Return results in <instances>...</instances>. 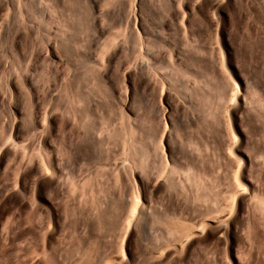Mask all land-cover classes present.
Wrapping results in <instances>:
<instances>
[{
    "label": "rangeland",
    "instance_id": "obj_1",
    "mask_svg": "<svg viewBox=\"0 0 264 264\" xmlns=\"http://www.w3.org/2000/svg\"><path fill=\"white\" fill-rule=\"evenodd\" d=\"M220 1L0 0V264H264V216L248 226L239 201L230 214L235 166L219 154L230 72L247 100L249 84L264 88V0ZM162 86L179 103L172 141L190 149L191 135L203 159L194 179L160 154ZM44 148L52 178L37 173Z\"/></svg>",
    "mask_w": 264,
    "mask_h": 264
},
{
    "label": "bare ground",
    "instance_id": "obj_2",
    "mask_svg": "<svg viewBox=\"0 0 264 264\" xmlns=\"http://www.w3.org/2000/svg\"><path fill=\"white\" fill-rule=\"evenodd\" d=\"M202 1V0H201ZM208 4L212 5L213 8H217V6L219 5V3L221 2L220 0H206ZM204 2V1H203ZM181 4V3H180ZM131 6V5H130ZM193 7V6H192ZM136 7H133V17L134 20H137V11L135 9ZM171 8V7H170ZM185 8V7H184ZM202 8V7H201ZM205 8V7H204ZM102 9V8H101ZM196 9V8H195ZM141 10V9H140ZM173 10V9H172ZM214 10V9H213ZM178 12V11H177ZM176 13V11L174 12ZM182 13V18L184 17V14H186V11L182 9L181 11ZM202 13V12H201ZM253 13V12H252ZM213 14V13H212ZM130 15V14H129ZM139 15V14H138ZM187 16V15H186ZM127 17V16H126ZM130 17V16H129ZM132 17V18H133ZM139 17V16H138ZM205 17V16H204ZM187 18V17H186ZM185 18V19H186ZM215 18V17H213ZM130 21V20H129ZM87 27V26H86ZM188 29V27H187ZM3 41V40H2ZM91 42V41H90ZM115 42V41H114ZM88 44V43H87ZM147 46V45H145ZM117 47V46H116ZM106 48V47H105ZM148 48V47H147ZM175 48V46H174ZM192 49V48H191ZM111 50V49H110ZM173 50V49H172ZM103 51V50H102ZM101 51V52H102ZM109 51V50H107ZM122 51V50H121ZM141 52V51H140ZM172 52V51H171ZM176 52V51H175ZM222 52V51H221ZM220 52V62H221V66H224V57L222 55V53ZM5 54V53H4ZM114 54V52H113ZM174 54V52H173ZM46 55V54H45ZM104 55V54H103ZM158 55V54H157ZM171 55V54H170ZM105 56V55H104ZM99 57V56H98ZM173 57V56H172ZM180 57V56H179ZM204 57V56H203ZM219 57V56H218ZM144 58V57H143ZM142 58V59H143ZM148 58V57H146ZM189 58V57H188ZM196 58V57H195ZM101 59V58H100ZM144 60V59H143ZM147 60V59H146ZM144 60V61H146ZM169 60V59H168ZM190 60V59H189ZM195 60V59H194ZM198 60V59H197ZM196 60V61H197ZM149 61V60H148ZM173 61V60H172ZM183 61V60H182ZM186 61V60H185ZM195 61V62H196ZM201 61V60H199ZM169 62V61H168ZM178 62V61H177ZM194 62V63H195ZM203 63V62H202ZM201 63V65H202ZM101 64V63H100ZM110 64V63H109ZM180 64V63H179ZM200 64V63H199ZM205 64V63H204ZM53 72H57L56 67L57 65L53 64ZM149 65V64H148ZM193 65V64H192ZM191 65V66H192ZM130 66V65H128ZM127 66V67H128ZM150 66V65H149ZM184 66V65H183ZM197 66V65H196ZM200 66V65H199ZM138 67V66H137ZM195 67V66H194ZM221 67V68H222ZM207 68V67H206ZM220 68V67H219ZM224 68V67H223ZM140 69V68H139ZM180 69V68H179ZM182 69V68H181ZM180 69V70H181ZM188 69V68H187ZM190 69V68H189ZM188 69V70H189ZM148 70V69H147ZM184 70V69H183ZM226 70V69H224ZM153 71V70H152ZM4 72V71H3ZM127 72V71H126ZM168 72V71H167ZM230 72V71H229ZM56 73V74H57ZM149 73V72H148ZM147 73V74H148ZM216 73V72H215ZM223 73V72H221ZM232 72H230L231 74ZM226 74V73H225ZM228 75V79H229V83L226 84V86H224L223 92L221 93V100H225L226 104L225 106V123H226V130L221 133V143L224 146V150L225 153L221 150V146L219 149V154L222 156V158L228 163L231 164L233 166H235V170H233V176H234V182L232 183V193H231V198L229 201V208H230V214L233 212V210L236 209V205L237 202H244L243 206H240V211H242V213H245V217L248 221V226H254V218H256L255 213H260V215L262 214L264 216V172L258 174V172L256 173V175L252 174L251 170L249 169L250 167L252 168L253 165H255V160L254 157L258 152H261L262 147L260 142H262L264 144V121L259 117V115L257 113H255V110L252 109L249 106V103L251 100H247V96L245 94H243V92L241 91V88L238 86V83H241V80H239V77L237 75L234 74V72L231 75ZM166 75V74H165ZM191 75V74H190ZM203 75V74H202ZM201 75V76H202ZM9 76V75H8ZM101 77V76H100ZM194 78V77H193ZM96 79V78H95ZM91 80V79H90ZM87 81V80H86ZM146 81V80H145ZM197 81V80H195ZM105 83V82H104ZM218 83V82H217ZM250 83V81H249ZM31 84V83H30ZM145 84H149L148 82ZM144 84V85H145ZM155 84V83H154ZM198 84V83H197ZM247 84V83H246ZM258 84V83H257ZM163 85V84H162ZM171 85V84H170ZM143 86V85H142ZM252 94H256V99L255 101L253 100L252 103L254 105H260V106H264V88H256L254 85H250ZM9 88V87H8ZM12 88V87H11ZM79 88V87H77ZM144 88V87H143ZM167 88V87H166ZM211 88V87H210ZM10 89V88H9ZM75 89V88H74ZM126 89V88H125ZM169 89V88H168ZM29 90V88H28ZM118 90V89H117ZM9 91V90H7ZM168 90H166L163 86L160 88L159 95L157 93V95L159 96V102L160 104L162 103V106L160 107V118L163 121V129L160 132V137H159V144H160V154L161 156L164 158V160L169 159L172 163V165H186V171L188 172L187 175L191 176L192 179H194V175L195 172L197 171V169L199 168V165L204 166L203 165V159L198 158V156L200 155H195L193 154L192 150H197V144L195 142V140L192 139L191 135L188 137V139L186 140V144L190 147V149H185L184 146L183 148L180 147L174 143L171 139V131L170 128L172 127V120L170 118V112L172 108H176V106L179 104L172 102L170 99H172L171 97H169L170 95L167 93ZM250 91V92H251ZM10 92H13L12 90ZM15 92V91H14ZM40 92V91H39ZM154 92V91H153ZM171 92V91H170ZM130 93V92H129ZM128 93V89L125 90L124 92V98H123V105H125L126 103H128V99H130ZM134 93V92H133ZM213 93V92H212ZM15 95V93H12V95ZM32 94V93H31ZM72 94V93H71ZM83 94V93H82ZM92 94V93H91ZM97 94V93H96ZM155 94V93H154ZM251 94V93H250ZM249 94V95H250ZM251 94V95H252ZM9 95V96H12ZM76 100H79L82 98L81 94H76ZM73 96V95H72ZM150 96V95H149ZM157 96V97H158ZM253 96V95H252ZM33 97V96H32ZM31 97V98H32ZM85 97V96H83ZM204 97V96H203ZM75 98V97H74ZM148 98V97H147ZM150 98V97H149ZM170 98V99H169ZM13 100V98H11ZM86 99V97H85ZM142 99V98H141ZM157 99V98H156ZM249 99V97H248ZM10 100V99H9ZM82 100V99H81ZM11 101V100H10ZM9 101V102H10ZM74 101V100H73ZM88 101V100H87ZM135 101V100H134ZM224 101V102H225ZM8 102V103H9ZM78 102V101H77ZM91 102V101H90ZM153 102V101H152ZM196 102V101H195ZM249 102V103H248ZM12 103V101H11ZM33 103H35V101L33 102V100L31 101V105L33 106ZM185 103V102H184ZM219 103V102H218ZM252 103H250V105H252ZM256 103V104H255ZM181 104V103H180ZM10 105V104H9ZM37 105V104H36ZM182 105V104H181ZM222 105V104H221ZM256 105V106H257ZM35 106V105H34ZM62 106V105H61ZM76 106V105H75ZM179 106V105H178ZM177 106V107H178ZM253 106V105H252ZM37 107V106H36ZM151 107V106H150ZM157 107V105H156ZM15 108V107H14ZM32 108V107H31ZM204 108V106H203ZM207 108V107H206ZM89 109V108H88ZM150 109V108H149ZM154 109V108H153ZM179 109V108H178ZM32 110V109H31ZM215 110V109H214ZM219 110V109H218ZM159 111V110H158ZM204 111V110H203ZM84 112V111H83ZM208 112V111H206ZM205 112V113H206ZM211 112V111H210ZM153 113H155L153 111ZM214 113V112H212ZM217 113V112H216ZM219 113V111H218ZM52 113L50 112H46L44 111L42 113V115L40 114V118L42 117V119L45 121V125H43L44 127L48 124L46 123L47 120L51 121L52 117L51 115ZM207 114V113H206ZM31 117L34 119H37L38 114L36 113V111L32 110L31 113ZM74 115V114H73ZM190 115V114H189ZM209 115V114H208ZM211 115V113H210ZM193 116V115H192ZM215 116V115H214ZM219 116V114H218ZM51 117V118H50ZM129 117V115H128ZM217 117V116H216ZM39 118V119H40ZM155 118V117H154ZM153 118V119H154ZM194 118V117H193ZM206 119V118H205ZM210 119V118H208ZM221 119V118H219ZM54 120V119H53ZM59 120V121H58ZM57 120V124L59 122L61 128L62 126L65 127L64 125H66L67 121L66 119H58ZM131 120V119H130ZM129 120V121H130ZM146 120V119H145ZM192 120V119H191ZM217 120V118H216ZM41 121V119H40ZM76 121V120H75ZM176 121V120H175ZM204 121V119H203ZM208 121V120H206ZM214 121V120H213ZM212 121V122H213ZM220 121V120H219ZM53 122V121H52ZM50 122V123H52ZM144 122V121H143ZM192 122V121H190ZM189 122V123H190ZM194 122V121H193ZM192 122V123H193ZM202 122V121H201ZM211 122V121H210ZM43 122L41 121V124ZM54 124V122H53ZM52 124V125H53ZM69 124V123H68ZM159 124V123H158ZM188 124V121H187ZM206 124V123H205ZM214 124V123H213ZM50 124H48L47 126L49 127ZM130 125V124H129ZM191 125V124H190ZM212 125V124H211ZM221 125V124H220ZM47 126L45 128H47ZM51 126V125H50ZM77 126V125H76ZM82 126V125H81ZM131 126V125H130ZM145 126H147L145 124ZM151 126V125H150ZM197 126V125H196ZM222 126V125H221ZM16 127L15 123L12 124L11 128ZM189 127V126H188ZM198 127V126H197ZM149 128V127H148ZM48 129V128H47ZM128 129V128H127ZM219 129V128H218ZM42 130V129H41ZM46 130V129H45ZM153 130V129H152ZM198 130V129H196ZM200 130V129H199ZM143 131V130H142ZM202 131V129H201ZM66 132V131H65ZM154 132V131H153ZM194 132V131H193ZM199 132V131H198ZM222 132V131H221ZM190 134V132H188ZM206 133V132H205ZM42 134V133H41ZM45 134V133H44ZM137 134V133H136ZM149 134V133H148ZM258 134V139L256 138V135ZM73 135V134H72ZM112 135V134H111ZM130 135V134H129ZM140 136V135H139ZM177 137V141L180 143V140L182 139V136L179 134L176 135ZM184 136V135H183ZM44 137V136H43ZM133 137V136H132ZM175 137V136H174ZM173 137V139H174ZM95 138V137H94ZM153 138V137H152ZM185 138V137H184ZM84 139V138H83ZM133 139V138H132ZM146 139V138H145ZM207 139V138H206ZM43 140V138H42ZM41 140V141H42ZM78 140V138L76 139V141ZM82 140V139H81ZM91 140V139H90ZM176 140V139H175ZM220 140V139H219ZM261 140V141H260ZM40 141V142H41ZM84 141V140H83ZM128 141V140H127ZM45 142L44 140L42 141V143ZM149 142V141H148ZM147 142V143H148ZM86 143V142H85ZM133 143V142H132ZM135 143V142H134ZM209 143V140H208ZM72 144V143H71ZM149 144V143H148ZM183 144V142L181 143ZM185 144V143H184ZM204 144V143H203ZM243 144H246V151L245 149L242 150V146ZM44 145V144H43ZM63 145V144H62ZM65 145V143H64ZM63 145V146H64ZM126 145V144H125ZM146 146V145H145ZM211 146V145H210ZM57 147H61V146H57ZM65 147V146H64ZM126 147V146H125ZM264 147V146H263ZM40 148V147H39ZM127 148V147H126ZM129 148V147H128ZM204 148V147H203ZM15 149V148H14ZM58 149V148H56ZM63 150V148H61ZM40 150V149H39ZM42 150V149H41ZM65 150V149H64ZM73 150V149H72ZM99 150V149H98ZM128 150V149H127ZM159 150V149H158ZM52 150H46L44 148V155H43V161H42V166L41 168H39V170L37 169V173L38 175H44L47 174L49 176H51L54 174V168H53V160L55 159L54 155H52L54 152H56L55 150L53 151V153L51 154ZM59 151V150H58ZM39 152V151H38ZM43 152V151H42ZM63 152V151H62ZM66 152V151H65ZM68 152V151H67ZM153 152V151H152ZM61 153V150H60ZM89 153V152H88ZM138 153V152H137ZM57 154V153H56ZM70 153H68L69 155ZM136 154V153H135ZM146 154V153H145ZM200 154V153H199ZM41 155V154H40ZM67 155V154H66ZM65 155V156H66ZM76 155V154H75ZM258 155V154H257ZM58 156V155H56ZM39 158V155L37 156ZM42 158V156L40 157ZM57 158V157H56ZM62 158V157H60ZM69 158V157H68ZM156 158V157H155ZM72 159V158H71ZM181 159V160H180ZM62 160V159H61ZM135 160V159H134ZM141 160V159H140ZM136 162V160H135ZM138 162V160H137ZM146 163V162H145ZM135 164V163H134ZM258 164V163H257ZM263 164V163H262ZM261 164V165H262ZM142 165V162H141ZM129 166V165H128ZM249 166V168H248ZM256 166V165H255ZM165 167V166H164ZM184 167V166H183ZM262 167V166H261ZM260 166H258V168H261ZM202 168V167H201ZM165 169V168H164ZM254 169V168H253ZM260 170V169H259ZM262 170V168H261ZM56 171V170H55ZM165 171V170H164ZM46 175V176H47ZM59 175V174H58ZM38 176V177H39ZM45 176V177H46ZM56 176V175H55ZM41 177V176H40ZM42 179V178H41ZM70 181V180H68ZM142 181V180H141ZM198 181V180H197ZM51 182V181H50ZM49 182V183H50ZM59 182V181H58ZM138 182V181H137ZM199 182V181H198ZM66 183V182H65ZM157 184V183H156ZM163 184V183H162ZM50 186V185H49ZM59 186V185H58ZM73 186V185H72ZM144 186V185H143ZM155 186V183L152 185L153 188ZM170 187V186H169ZM61 188V187H60ZM157 188V187H156ZM230 189V190H231ZM52 190V189H51ZM67 192V191H66ZM62 193V192H61ZM93 197V196H92ZM193 198V197H192ZM68 201V200H67ZM82 201V200H81ZM97 201V200H96ZM83 202V201H82ZM188 202V201H187ZM97 203V202H96ZM130 203V202H129ZM140 203H138L137 201L133 202V205L129 207L128 209V213L125 214V216L123 217V224L122 226L125 228L124 233L127 234V232L129 231V225L131 223V219L132 216L134 215V212L136 211V209L138 208L141 209ZM105 205V204H104ZM111 205V204H110ZM114 205V204H113ZM131 205V204H130ZM106 206V205H105ZM177 207V206H176ZM95 208V207H94ZM100 210V209H99ZM119 210V209H118ZM186 210V209H185ZM229 212V211H228ZM102 213V212H101ZM122 214V213H121ZM233 214V213H232ZM231 214V215H232ZM140 215V213H139ZM144 215V214H143ZM171 215V214H170ZM227 216L226 218H223V220L221 221V225L223 227V229L227 230L229 228V223L230 221H228V218L231 216ZM255 215V217H254ZM94 217V216H93ZM106 217V216H105ZM261 217V216H260ZM96 218V217H95ZM231 218V217H230ZM259 218V217H258ZM141 220V219H140ZM103 221V220H102ZM256 221V220H255ZM93 222V221H92ZM132 224V223H131ZM115 226V225H114ZM121 226V227H122ZM199 228V227H198ZM173 228H168L167 230L169 232H173L175 231V229ZM191 230V229H190ZM225 230V231H226ZM121 232V230L119 231ZM119 235V234H118ZM124 235V234H123ZM127 237V236H126ZM146 238V237H145ZM127 239V238H126Z\"/></svg>",
    "mask_w": 264,
    "mask_h": 264
}]
</instances>
